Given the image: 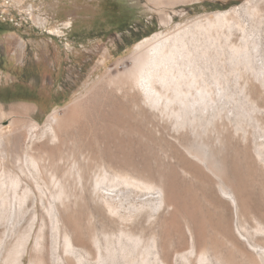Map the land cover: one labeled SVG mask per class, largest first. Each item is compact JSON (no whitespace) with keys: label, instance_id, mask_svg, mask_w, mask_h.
Listing matches in <instances>:
<instances>
[{"label":"bare ground","instance_id":"1","mask_svg":"<svg viewBox=\"0 0 264 264\" xmlns=\"http://www.w3.org/2000/svg\"><path fill=\"white\" fill-rule=\"evenodd\" d=\"M260 3L264 5V0H246L247 16L254 18L260 14ZM199 18L188 20L174 27L173 31L156 32L143 38L129 56V68L117 71L115 76L107 75L91 96L90 104L75 103L62 118L63 136L75 124L87 123L88 137L81 138L83 143L79 148L88 150L87 160H77L74 180L92 210L99 213V208L108 213L110 218L103 217L102 224L117 231V239L128 243L126 249L130 245L128 254L136 255L134 250L146 230L159 223L171 225L166 234L168 237L175 234L181 241V253H175L171 262L168 252L157 251L152 259L145 253L140 257L141 264H204L208 252L228 264H264V210L253 202L251 185L256 181L254 179L260 178L264 190V172L257 170L255 158L250 153L248 145L251 138L243 133L240 142L243 146H240L237 141L241 136L237 131L235 133L234 127L215 124L218 103L223 97L222 88L213 73L209 74L214 78L213 85L204 83L203 72L197 70L198 64L195 66L192 52L198 51L202 39L220 35L233 44L245 24L236 16L235 8L213 11ZM186 37L194 42L191 50L185 46ZM120 64L118 62L114 67ZM252 90L255 96L262 98L258 88ZM136 95L141 96V101ZM161 98H165L162 105ZM173 104H177V108ZM20 110L26 111L27 107L12 108L6 115ZM155 110L172 119L173 127L178 125L185 130L167 129L166 125L156 128L153 122ZM3 115L5 113L0 106V116ZM261 119L264 124V115ZM203 120L216 134L213 143L215 159L209 162L193 147V143L200 140ZM57 121L55 111L51 112L45 136L48 144L56 141L58 144L48 148H33L35 137L23 136L25 124L21 121L7 127L0 126V199L3 204L10 196L20 211L28 205L27 201H31L30 210L34 211V218L38 216L41 219L33 234L34 246L29 251L28 264H108L94 239L95 253L91 249L82 251L65 235H60L56 226L58 212L53 205L47 209L53 226L48 237L44 232L41 175L66 174L60 165L63 157L61 146L65 142L64 138L59 139L54 128ZM36 125L34 121L31 123L32 128ZM166 132L174 139L166 137ZM12 133L13 137L6 138ZM100 141L101 148L97 145ZM155 145L164 148L165 157L172 160L167 162L158 157L160 166L169 170L168 174L156 171L154 167ZM202 145L201 149L204 148ZM261 152L258 150L257 154L261 156ZM236 155L241 157L243 165L236 162ZM105 176L111 178L113 185H102L101 179ZM156 180L161 187L154 185ZM130 187L145 191L146 195L138 206L128 199ZM227 203L231 206L232 216ZM157 210L162 212V216L156 217ZM235 224L245 239L235 231ZM183 225L188 227L193 242L186 239L181 230ZM78 227L76 223L74 229ZM131 264H135V260Z\"/></svg>","mask_w":264,"mask_h":264},{"label":"rangeland","instance_id":"2","mask_svg":"<svg viewBox=\"0 0 264 264\" xmlns=\"http://www.w3.org/2000/svg\"><path fill=\"white\" fill-rule=\"evenodd\" d=\"M244 2L246 0H0V22L4 26L0 30V106L5 113L0 116V126L7 127L10 123L15 125L21 121L25 124L23 136L35 137L32 147L48 148L58 144L57 141L48 144L45 136L47 118L55 111L58 121L54 128L59 139L64 138L65 142L61 146L63 157L60 165H63L66 174L41 175L46 237L53 226L47 209L53 205L58 212L56 226L60 235H65L82 251L91 249L95 253L92 244L94 239L108 264H131L133 260L135 264H141L140 257L148 253L152 259L157 251L168 252V260L171 262L175 253H181V241L175 234L171 237L166 234L171 225L159 223L141 236L138 248L134 250L136 255L128 254L130 245L126 249L127 242L117 239V231L102 224L103 217L110 218L108 213L99 208L97 210L102 214L92 210L90 202L81 195L74 180L78 162L87 160L88 150H80L82 139L88 137L87 123L75 124L63 136L61 120L75 103L90 104L91 96L107 75L115 76L117 71L129 68V56L143 38L156 32L173 31L176 26L213 11L235 8L236 16L242 19L245 27L237 34L234 45L223 35L202 39L198 51H192L195 66L198 64L197 70L203 72L202 80L205 84L213 85L214 78L209 75L213 73L222 88L224 98L218 103L215 124L234 127L235 133L241 136L240 141H237L240 146H243L240 143L243 133L251 138L248 145L250 153L255 158L257 170L264 172V124L261 123L264 115V5H258L260 14L253 18L247 16ZM123 16L125 19L120 22ZM121 25L126 29L117 31ZM112 28L115 30L112 31ZM188 42H194L185 38L184 43L189 50L192 44ZM118 62L121 67H114ZM254 87L262 92V98L254 95ZM8 95L19 97L12 99ZM136 98L141 101V96L136 95ZM164 101L165 98H161L160 104ZM173 105L175 108L178 106ZM15 107H27V110L6 115ZM33 121L37 124L34 128L31 127ZM153 122L156 128L166 125L167 129H179V132L185 128L178 125L174 128L172 119L160 115L158 110L154 111ZM201 125L200 140H196L193 147L209 162L215 159L213 143L216 134L211 132L212 128L206 120ZM167 132L166 137L173 138L172 134L175 133L172 131L169 136ZM13 136L12 133L6 138ZM101 143L97 142L100 148ZM201 145L207 147V150L201 149ZM258 150L262 151L261 156L257 154ZM164 152V148L155 145L153 164L156 171L168 174L169 170L160 166L158 160L161 157L172 162L165 157ZM240 160L241 157L236 155V162L243 165ZM110 179L108 176L103 177L102 185H113ZM254 180L250 183L254 191L252 200L259 209L264 210V190L260 184L262 180ZM154 185L161 187L158 180ZM139 190L128 188V199L137 206L146 195L144 190ZM9 198L3 202L5 206L0 199V264H28L29 251L34 246L33 234L41 219L38 216L34 218V211L30 210L31 201H27L28 205L20 211L17 206L15 208L12 198ZM227 204L232 216L231 206ZM160 216L162 212L157 210L156 217ZM76 223L79 227L75 230ZM181 230L186 239L193 242L188 227L183 225ZM235 231L238 233L236 224ZM238 235L245 239L244 235ZM125 251L127 253H123ZM205 257L204 264H228L212 252L205 254Z\"/></svg>","mask_w":264,"mask_h":264},{"label":"trees","instance_id":"3","mask_svg":"<svg viewBox=\"0 0 264 264\" xmlns=\"http://www.w3.org/2000/svg\"><path fill=\"white\" fill-rule=\"evenodd\" d=\"M124 17H125V16L120 17V20H119V21H120V22L124 21V19H125ZM124 29H126V27H124V25H123V26L121 25L120 27H118V30H117V31H122V30H124ZM114 30H115V29L112 28V31H114ZM16 95H17V94H16ZM16 95H12V96H9V95H8V97H9V98H12V99H15V98L18 99L19 95H18V96H16Z\"/></svg>","mask_w":264,"mask_h":264},{"label":"flooded vegetation","instance_id":"4","mask_svg":"<svg viewBox=\"0 0 264 264\" xmlns=\"http://www.w3.org/2000/svg\"><path fill=\"white\" fill-rule=\"evenodd\" d=\"M3 24L0 22V30L3 29Z\"/></svg>","mask_w":264,"mask_h":264}]
</instances>
